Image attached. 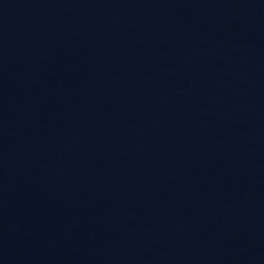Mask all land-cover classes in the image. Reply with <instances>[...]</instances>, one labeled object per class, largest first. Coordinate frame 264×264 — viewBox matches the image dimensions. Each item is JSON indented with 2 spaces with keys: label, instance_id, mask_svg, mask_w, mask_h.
I'll use <instances>...</instances> for the list:
<instances>
[{
  "label": "water",
  "instance_id": "95a60500",
  "mask_svg": "<svg viewBox=\"0 0 264 264\" xmlns=\"http://www.w3.org/2000/svg\"><path fill=\"white\" fill-rule=\"evenodd\" d=\"M0 264H264V0H0Z\"/></svg>",
  "mask_w": 264,
  "mask_h": 264
}]
</instances>
